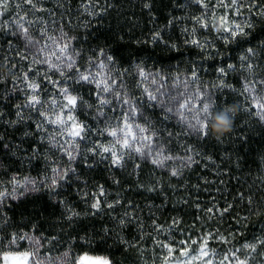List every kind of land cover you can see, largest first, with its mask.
Returning <instances> with one entry per match:
<instances>
[{
  "label": "trees",
  "instance_id": "trees-1",
  "mask_svg": "<svg viewBox=\"0 0 264 264\" xmlns=\"http://www.w3.org/2000/svg\"><path fill=\"white\" fill-rule=\"evenodd\" d=\"M150 3L151 9L144 7L145 0H41L39 6L47 11L36 12L29 10L23 0H12L13 6L0 18V24L7 20L15 31L12 20L18 12L20 16L26 14L30 20L39 18L47 22L51 34L63 29L75 36L73 46L85 55L91 56L97 49L104 50L114 57V73L123 74L128 95L138 100L143 98L142 86L136 85L137 65L170 80L176 77L185 80L195 70L199 85L211 89L218 104L239 106L234 130L230 134L226 132L220 141L214 137L207 141L197 140L194 136L184 135V127L171 116L163 119L160 107L148 108L145 103L142 110L163 133L159 139L166 150L174 156H184V147L192 145L200 153L197 165L185 168L181 177H171L168 168H157L150 162L128 160L124 168H116L108 162L96 163L99 157L90 153L85 154L87 160L78 157L70 164L62 150L48 142L47 136L40 141L35 135H24L25 131L33 132L34 122L39 120L34 111H26L25 115H31V119L25 123L9 127L8 121L16 119L14 105L24 103L23 92L16 91L6 103H0V109L5 113V118H0V136L5 137L0 141V188H10L13 177L18 181H41L42 185L36 191L7 199L0 205V238L6 241L13 232L33 233L43 237L44 253L59 255L71 250L79 254L87 250L109 257L112 264H164L161 257L167 250L157 241L177 247L179 241L198 240L207 231L228 237L229 244L240 245V248L254 238H264V122L254 115L256 109L244 110L250 107L251 101L247 93L241 94L246 78L264 75V20L254 18L249 35L225 43L217 33L196 24L195 17L201 15L203 9L194 0H150ZM16 4H20L18 9L14 7ZM236 19L244 22L243 16ZM193 28L196 29L194 34ZM31 29L39 38L40 23L32 24ZM156 32L161 34L163 42L152 41ZM191 39L208 43L199 48L187 43ZM250 47L257 53L254 58L256 72L252 74L241 70L239 59ZM20 55H27L22 40L0 30V63L3 64L0 67V95L5 89L11 91L12 81L28 69L31 58L27 55L29 60L25 61ZM4 57L8 59L4 60ZM228 64L236 65L237 70H228L227 76L221 77L217 69L226 68ZM31 67L37 76L46 70L42 64ZM52 78L59 77L53 75ZM221 81L228 87L212 88ZM19 86L23 88L22 83ZM49 92H54L50 84L43 95L47 96ZM80 92L85 99L94 101L88 88H80ZM115 105L113 101V105L101 109L108 119L113 113L108 107ZM114 112L115 117L120 114V110ZM94 113V109L77 112L79 119L92 128L87 147L111 141L106 134L99 135L98 122L102 121ZM169 131L174 134L170 142ZM52 132L50 126L49 133ZM4 143L12 146L11 150L5 149ZM84 147L82 142L81 150ZM33 148L38 149L35 154ZM134 162L140 163L142 169L135 170V174ZM88 163L93 166L89 167ZM67 167H74L76 173H69L67 181L58 180L57 185L52 186V169ZM97 185H103L109 203L115 204L117 200L123 203L96 212L90 202ZM151 187L157 190L148 191ZM239 193L251 197V207ZM129 204L134 210L128 207ZM213 204L221 209L231 204L232 208L223 217L209 219L205 209ZM126 211L135 220L121 226L118 221L128 219L124 215ZM72 212L79 215L68 219ZM174 218L179 220L178 227H171ZM156 225L161 227L160 231ZM82 238H90V246H86ZM210 243L225 245L216 240ZM21 244L26 247L27 243Z\"/></svg>",
  "mask_w": 264,
  "mask_h": 264
},
{
  "label": "snow or ice",
  "instance_id": "snow-or-ice-1",
  "mask_svg": "<svg viewBox=\"0 0 264 264\" xmlns=\"http://www.w3.org/2000/svg\"><path fill=\"white\" fill-rule=\"evenodd\" d=\"M194 2L203 9L201 15L195 17V22L199 28L217 33L225 43L249 35V30L254 27V18L264 20V0H214V2L213 0H194ZM23 3L29 7V10L47 11V9L39 6L41 0H23ZM210 4L211 7H209ZM11 6H13L12 0H0V18L5 16ZM151 6L150 0H145L144 7L151 9ZM14 7L18 9L20 4H16ZM217 10L221 11L218 12ZM241 16L244 17L243 23L236 19ZM37 22L42 27V30H38L39 39L34 38L30 31L31 25ZM12 25L15 31L9 26L8 21L4 20L3 24H0V30L23 39L25 47L33 55L28 69L19 73L17 79L12 81V90L5 89L4 94L0 95V103H6L16 91H21L24 94V103L14 105L16 119L8 121L9 127H16L25 123L26 120L31 119V115H25L26 111L29 113L34 111L39 120L34 122V131H25L24 135H35L40 141H44L47 136L48 142L52 146H58L70 164L74 163L78 157L87 160L86 153H90L93 157H99L96 163L108 162L110 166L116 168H124L128 160L150 162L157 168H163L171 161L173 164L168 165L169 175L171 177H181L185 168H191L199 163L197 157L200 156V153L192 145L184 147V156H174L166 150L165 144L160 142L159 139L163 133L155 128L152 121L142 110L145 107L144 100L138 101L130 97L125 90L123 74L119 71L113 74L116 62L112 55L102 49H97L91 56L85 55L73 46L72 41L76 39L75 36L69 35L63 29L60 30L58 35H49L50 29L47 22L39 18L36 21L30 20L26 14L20 16L17 12L16 18L12 20ZM185 31L187 32L188 29H185ZM191 31L194 34L196 29L193 28ZM151 39L153 42H163V37L159 32L154 33ZM187 43L204 48L208 42L205 41V44H202L197 39H191ZM9 45H11L10 41ZM172 47H175V45ZM256 55L257 53L253 48H248L246 55L239 58L242 62L241 70L250 74L255 73L257 65L254 58ZM3 59L7 60L8 57ZM20 59L28 61L29 57L20 55ZM32 64L45 65V72L37 76L36 71L31 67ZM2 66L3 64L0 63V67ZM15 67L13 65V68ZM137 69L138 75L143 80H147L148 73L139 65H137ZM228 70L236 71L237 66L228 64L226 68L220 67L217 69L221 77L227 76ZM124 71L127 72V69ZM53 75L59 78L53 79ZM155 75L159 76L161 81L166 79L160 73ZM21 83L23 88L19 86ZM151 83L156 84V79L153 78ZM182 83L183 88L180 89L177 85L179 89L177 91L163 90V83H160L154 90L144 88V96L149 102L147 107L159 106L164 113L163 119L165 120L169 119V115L175 116L185 129L184 135L194 136L197 140L207 141L214 137L217 141H220L226 132H217L216 127L225 118L229 123L227 133L230 134L234 130L238 105L229 107L218 104L211 89L199 85V75L195 70ZM49 84L52 85L54 92H49L47 96H44L43 94ZM224 87H228V85L224 84L223 81L212 86V88L219 89ZM80 88H88L89 96L94 97V101L90 102L85 99L80 92ZM244 93L248 94L251 101L250 107L244 110L252 111V109H256L254 115L264 122V75H260L258 78H246L243 82V92L241 94ZM114 100L120 109V114L118 117L112 118V122L99 130V135L106 134L111 137V141L93 143L91 147H87L86 142L92 128L79 119L77 112L81 109H94L98 117H105L107 120L108 118L101 109L113 105ZM108 110L114 112L116 108L108 107ZM0 118H5L2 109H0ZM50 126L53 129L52 133H49ZM41 133L45 135H40ZM173 136L172 132H167L168 142L171 141ZM4 139L5 137L0 136V141H4ZM82 142L85 143L83 150H81ZM2 146L8 150H11L12 147L7 143ZM37 151V148H33L34 154ZM208 159L211 158L208 157ZM88 166L92 167L93 165L88 163ZM133 169L134 174L135 170H142L141 164L134 162ZM52 171L54 173L52 186L57 185L58 180L67 181L69 173H76L74 167L53 168ZM10 182H14L19 187L24 188L25 191L36 190L35 181L26 179L21 184L13 177ZM113 182L119 183L116 180ZM29 185H31V189ZM96 188L97 191L91 194L90 202V207L95 209L96 212H101L104 207L113 208L123 203L120 200H117L115 204L109 203L103 185H97ZM147 190L156 191L157 188L151 187ZM10 195H13V193L6 190L0 191V204H3L5 198ZM238 195L242 200L247 199V203L251 207L253 203L251 197L246 198L243 193ZM128 207L134 210L133 205L129 204ZM197 207L199 208V204H197ZM231 208V204L222 209L213 204L211 207L206 208L205 212L210 219L212 216L223 217ZM78 215L79 213L72 212L68 219ZM124 215L128 219L121 218L118 221L121 226H126L135 220V217L128 211ZM4 222L7 223L6 217ZM178 226L179 220L174 218L171 227ZM155 227L158 231L161 230L159 225ZM42 239L43 237L29 236L25 232H13L9 234L6 241L0 238V264H56L49 256L40 257L39 249L42 247ZM82 239L86 246H90V238ZM213 240L224 244L230 243L228 237L217 235L214 232H208L200 236L198 240L190 238L187 241H179L178 243L183 246L180 250V255L184 258L183 264H193V262H198V264H253L256 257L264 259V238L257 237L252 242L242 244L241 248L230 249L219 260L216 259V250L209 246L210 241ZM21 242L27 243L28 247H23ZM124 243L127 244V241H124ZM156 243L167 250L164 264H168V258L172 257L177 249L169 243L160 241ZM190 244L196 245L195 250L189 248ZM241 255H243V259H241ZM63 257V264H112L109 257L95 255L87 250H83L79 254L69 250L64 252ZM174 264H181V262L175 261Z\"/></svg>",
  "mask_w": 264,
  "mask_h": 264
},
{
  "label": "rangeland",
  "instance_id": "rangeland-1",
  "mask_svg": "<svg viewBox=\"0 0 264 264\" xmlns=\"http://www.w3.org/2000/svg\"><path fill=\"white\" fill-rule=\"evenodd\" d=\"M26 27L28 26L27 24L25 25ZM31 30H33V29H31V27H30V31ZM33 34V33H32ZM59 34V32L58 31H54V34H51V33H49V35H58ZM34 36V35H33ZM34 38H36V39H39V38H37V36H34ZM22 40V42L24 43V41H23V39H21ZM49 43H51V42H49ZM24 45H25V43H24ZM25 52H26V54L32 59V52L31 51H29V49H27L26 47H25ZM145 72L146 73H148V79L147 80H143V78L142 77H140L139 75H138V69H136L135 70V75H136V85H138V86H142V90H141V93H142V100H144V102L145 103H149L148 101H147V98L144 96V92H143V90H144V88H148L149 90H154L157 86H159V84L160 83H163L164 84V89L163 90H168V91H177V90H179L178 88H177V85H179V88L180 89H182L183 88V83H182V81H184V79H178V77H176V78H173V79H168L167 77H166V79L164 80V81H161L160 80V77L159 76H156L155 74L156 73H154V72H149V71H146L145 70ZM113 74H115L114 73V70H113ZM162 76H164V75H162ZM165 77V76H164ZM153 78H155L156 79V84H152L151 83V80L153 79ZM118 79V78H117ZM125 90L127 91V89L125 88ZM128 92V91H127ZM129 94V93H128ZM135 98V97H134ZM135 99H137L138 100V98H135ZM139 101V100H138ZM114 103H116L115 102V100H114ZM159 107V106H158ZM114 108H116V110H120L119 109V107L117 106V105H115L114 106ZM94 114H96V113H94ZM119 116V115H118ZM117 116V117H118ZM169 116H171L175 121H176V123L178 124L179 122H178V118H176L175 116H172V115H169ZM106 117H107V115H106ZM115 117V112H113L112 113V117H111V115H110V118L109 119H105V117H103V118H101V117H96L97 119H101V121H102V123H100V121L98 122V125H99V128H101V129H103L105 126H106V124H108V123H110V122H112V118H114ZM141 123H142V121H141ZM181 126H183L181 123H179ZM58 139H59V137H57ZM178 163V162H177ZM171 164H173V162H168V165H171ZM168 165H166L165 166V168H168ZM25 180L26 179H24V180H19L20 181V183L21 184H23L24 182H25ZM27 180H29V181H34V180H32V179H27ZM41 185H42V182L41 181H35V189L37 190V189H39L40 187H41ZM29 188L31 189V185H29ZM7 191V192H9V193H13V195H10V196H8V197H6L5 198V200H7V199H10V198H12L13 199V196H15V198H18V197H21V196H24V195H26L27 193H29V192H32V191H36V190H28V191H25V189L24 188H22V187H19L17 184H15V183H13L12 184V186L10 187V188H0V191ZM21 193H23V194H21ZM4 200V201H5ZM1 205V204H0ZM208 232H210V231H207V233ZM29 236H33L34 234L33 233H30V234H28ZM34 236H36V235H34ZM38 237H40V236H38ZM211 242V241H210ZM41 244H42V240H41ZM209 246L211 247V248H214L215 250H216V259L217 260H219L220 258H222L230 249H232V250H234V249H236V248H240V245H231V244H225V245H212L211 243L209 244ZM26 247H28V245L26 244ZM182 245H178L177 247H175L176 249H177V251L176 252H174L173 254H172V257H170V258H168V264H174V262L175 261H180L181 262V264H183V257L180 255V250L182 249ZM221 247H224V248H228V250L227 251H221ZM189 248L191 249V250H195V248H196V245L195 244H190L189 245ZM43 247H41L40 249H39V255H40V257L41 258H44V257H46V256H49V257H51L55 262H56V264H63V261H64V257H63V254L61 253V254H59V255H52V254H47V253H44L43 252ZM167 252H165L164 254H163V256L161 257L162 259L164 258V260H165V254H166ZM241 259H243V255H241ZM193 264H198V262H193ZM253 264H264V259H261V258H259V257H256V259L254 260V262H253Z\"/></svg>",
  "mask_w": 264,
  "mask_h": 264
},
{
  "label": "clouds",
  "instance_id": "clouds-1",
  "mask_svg": "<svg viewBox=\"0 0 264 264\" xmlns=\"http://www.w3.org/2000/svg\"><path fill=\"white\" fill-rule=\"evenodd\" d=\"M217 132H227L229 131V123L226 121V118L223 122L219 123L216 127Z\"/></svg>",
  "mask_w": 264,
  "mask_h": 264
}]
</instances>
